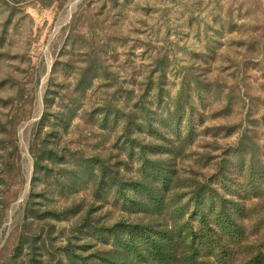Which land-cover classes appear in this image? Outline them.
<instances>
[{"label": "rangeland", "instance_id": "374dc122", "mask_svg": "<svg viewBox=\"0 0 264 264\" xmlns=\"http://www.w3.org/2000/svg\"><path fill=\"white\" fill-rule=\"evenodd\" d=\"M152 224L264 247V0H0V264H143L112 230L149 259Z\"/></svg>", "mask_w": 264, "mask_h": 264}, {"label": "trees", "instance_id": "16d2710c", "mask_svg": "<svg viewBox=\"0 0 264 264\" xmlns=\"http://www.w3.org/2000/svg\"><path fill=\"white\" fill-rule=\"evenodd\" d=\"M223 173L221 174V177L223 178ZM98 179V185L99 188L107 187V189H112L113 186H115V192L118 191V193H123L125 191V185L122 180H118V175L110 176L107 178L106 172H104L102 175H97ZM113 178V180H112ZM168 181V179H166ZM112 183V184H111ZM158 192H161L162 190L158 187H156ZM190 199L188 202L191 204L193 211L190 214L191 219H199L200 223H206L207 222V228H210L209 224V217L210 214H206L205 210L203 208V204L207 201H210V203H213L214 198L218 196L219 202H220V209L222 208V215L226 218V222L228 223V231L230 234V238L236 245H239L241 243L242 238H244L245 230L244 226L240 225L236 220L232 218V215L229 214L226 207V200L223 199V197L219 196L220 194L210 185V183L207 184V181L205 183H201L199 181H196L194 183L193 187L191 186L190 191ZM104 195V194H103ZM103 195H97L96 199L99 201H103L105 198H103ZM95 197V195H94ZM225 222V223H226ZM191 224V221H186V226H189ZM154 225H148L149 228H146L144 230V235L147 236V240L152 245V254H150L151 258H146L143 252L138 248V245L136 244L134 234L132 236V232L128 233V238L126 237V241L118 237L115 230H112L113 236L116 240L120 242H125V246L127 245V249H131L135 252V254L144 259L143 264H173L174 262H185L186 264H216L214 261H210L209 259L206 260L200 256V250L197 246V240L201 238L202 231L200 230L199 233L191 232V235L193 236L191 241L188 242L185 237H182L181 230L178 231L177 236L180 240V243L178 247L171 249L169 248V245L167 243H164V241H167L170 235L173 234L172 231H169L168 226L166 224H162L157 227H153ZM130 228V227H129ZM133 229V228H132ZM141 230L143 228H140ZM191 230V228H190ZM213 231V229H208ZM152 231H156L159 235V239L156 238L154 235H151ZM215 233V231H214ZM216 237L219 235H215ZM170 241V238L169 240ZM222 238H216L212 239V241L209 243V248H214V246H217L220 248V252L218 253L219 262L218 264H230L229 260L230 257H232L231 253H233L232 249H230V243L228 245H225ZM229 242V241H227ZM182 246V247H181ZM180 247L183 250V252H180ZM259 249V248H258ZM255 253V254H254ZM182 254L181 259H179ZM252 259L249 260V264H264V247L260 246V250L257 252H253ZM125 256V255H124ZM129 254H126L125 259L128 260Z\"/></svg>", "mask_w": 264, "mask_h": 264}]
</instances>
